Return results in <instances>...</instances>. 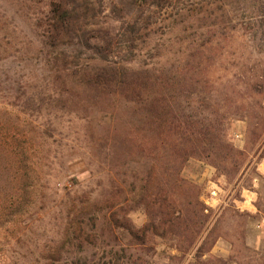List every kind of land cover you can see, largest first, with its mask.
Returning a JSON list of instances; mask_svg holds the SVG:
<instances>
[{
  "label": "trees",
  "instance_id": "obj_1",
  "mask_svg": "<svg viewBox=\"0 0 264 264\" xmlns=\"http://www.w3.org/2000/svg\"><path fill=\"white\" fill-rule=\"evenodd\" d=\"M46 8L35 27L55 87L51 98L61 110L72 102L69 113L82 118L106 117L97 124L100 141L113 151L117 145L134 150L147 165L129 192H136L131 202L148 221L136 227L124 213L120 182L103 198L75 193L64 238L43 249L44 264H158L143 256L156 249L149 248L153 239L167 241V264H264V247L244 242L236 255L212 254L219 224L209 229L208 206L198 194L185 195L181 177L191 159L206 161L228 181L247 169L246 152L227 139L235 121L247 123L251 148L264 159V63L230 65L236 70L226 63L244 55L234 45L245 25L252 24L248 59L264 49L256 40L264 38V0H46ZM176 43L185 48L167 57ZM10 122L1 109L0 225L14 205L6 194L9 178L39 165L25 157L31 149L20 141L49 137L14 134ZM66 248L76 255L72 261L62 258Z\"/></svg>",
  "mask_w": 264,
  "mask_h": 264
},
{
  "label": "rangeland",
  "instance_id": "obj_2",
  "mask_svg": "<svg viewBox=\"0 0 264 264\" xmlns=\"http://www.w3.org/2000/svg\"><path fill=\"white\" fill-rule=\"evenodd\" d=\"M46 10V0H0V110L10 113L14 134L49 136L34 142L23 137L20 141V147L31 149L25 157L37 160L39 165L9 178L6 194L14 196L9 202L14 201V205L0 225V264H44L43 249L57 248L64 238L72 218L69 212L75 193L103 198L112 194L115 182H120L124 191L119 202L124 213L136 227H143L148 221L144 208L131 202L137 198L136 192H129L132 181L139 182L147 165L137 162L134 150L117 145L113 151L100 141L101 128L97 124L106 123V117L94 114L82 118L75 112L69 113L75 107L72 102L61 110L54 101L56 98H51L55 96V87L40 53L43 39L35 27L38 15ZM249 27L252 24L244 26L246 29L240 31L234 45L244 55L227 60L229 67L264 63V49L248 59V51H252L250 40L245 37ZM256 38L262 46L263 36L258 34ZM180 47L185 48L176 43L164 53L167 57L178 55ZM247 129L244 121H235L226 129L227 139L247 156V169L232 181L200 159L188 161L181 172L186 183L185 195L198 194L208 206L205 213L211 216L209 229L219 224V237L212 249V254L218 257L236 255L243 242L258 251L264 247V167H261L264 159L258 160L259 154L252 150ZM2 194L0 191V202ZM128 238L125 232L121 237L124 245L130 242ZM152 241L149 248L156 249L143 256L167 264V241ZM75 257L71 248H66L62 255L63 260L69 261ZM101 258L103 253L96 257Z\"/></svg>",
  "mask_w": 264,
  "mask_h": 264
},
{
  "label": "built area",
  "instance_id": "obj_3",
  "mask_svg": "<svg viewBox=\"0 0 264 264\" xmlns=\"http://www.w3.org/2000/svg\"><path fill=\"white\" fill-rule=\"evenodd\" d=\"M212 194H213L214 196H216V195H217L216 191H213V192H212Z\"/></svg>",
  "mask_w": 264,
  "mask_h": 264
},
{
  "label": "crops",
  "instance_id": "obj_4",
  "mask_svg": "<svg viewBox=\"0 0 264 264\" xmlns=\"http://www.w3.org/2000/svg\"><path fill=\"white\" fill-rule=\"evenodd\" d=\"M262 166L264 167V163H261V167H262ZM263 173H264V169H263Z\"/></svg>",
  "mask_w": 264,
  "mask_h": 264
}]
</instances>
